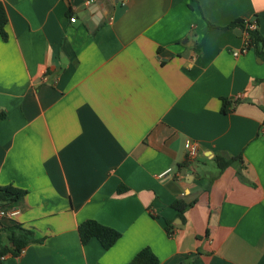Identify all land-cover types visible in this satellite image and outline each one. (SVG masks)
I'll return each instance as SVG.
<instances>
[{
	"label": "crops",
	"instance_id": "1",
	"mask_svg": "<svg viewBox=\"0 0 264 264\" xmlns=\"http://www.w3.org/2000/svg\"><path fill=\"white\" fill-rule=\"evenodd\" d=\"M0 3V186L26 191L0 227L42 240L0 264H129L147 247L159 264H264V58L235 56L247 35L227 28L264 36V0ZM89 219L121 237L83 245Z\"/></svg>",
	"mask_w": 264,
	"mask_h": 264
},
{
	"label": "trees",
	"instance_id": "2",
	"mask_svg": "<svg viewBox=\"0 0 264 264\" xmlns=\"http://www.w3.org/2000/svg\"><path fill=\"white\" fill-rule=\"evenodd\" d=\"M8 15L5 7L0 3V34L3 39L7 38L6 27L8 24ZM251 25L252 23L249 22ZM227 28H239L247 35L246 48L249 50L254 49L258 56L264 58V36L259 32L258 25L255 29L247 27L244 20H237ZM223 112L227 113L231 103L226 99H223ZM5 115L0 114V120ZM220 167L223 169L227 166V162L223 159H218ZM125 191L124 187L119 188V192ZM26 191L14 187L12 185L0 186V203H13L18 201L25 195ZM173 208L177 210L179 216L190 208L181 200H177L173 203ZM0 230H4L8 234V239L12 244L9 247H5L0 251V259L10 254L12 256H19L20 253L30 244L40 243L42 240L35 237V233L29 229L22 227L21 225H13L9 227H0ZM80 239L83 245H86L90 240L96 238L103 248L110 249L121 237V233L108 226L102 225L99 222L89 219L82 222L78 227ZM167 232L170 236H173V230L171 229V223L167 222ZM159 258L153 253L150 248H144L136 254V256L129 262V264H159Z\"/></svg>",
	"mask_w": 264,
	"mask_h": 264
},
{
	"label": "built area",
	"instance_id": "3",
	"mask_svg": "<svg viewBox=\"0 0 264 264\" xmlns=\"http://www.w3.org/2000/svg\"><path fill=\"white\" fill-rule=\"evenodd\" d=\"M75 21H76L75 18H71V22H75ZM245 22L247 24V27L252 28V29L256 28V24L252 23L250 25L249 21H245ZM247 51H248V49L245 46V48L241 52L235 53V56H239L240 54L246 53ZM184 147H185L187 157L191 160H195L199 154V144L196 141L188 140V141H186ZM171 171H172V169H169L164 174H162L161 176L169 174ZM12 214H14V213H12ZM6 215H7V213L4 210L0 209V218L4 217Z\"/></svg>",
	"mask_w": 264,
	"mask_h": 264
},
{
	"label": "water",
	"instance_id": "4",
	"mask_svg": "<svg viewBox=\"0 0 264 264\" xmlns=\"http://www.w3.org/2000/svg\"><path fill=\"white\" fill-rule=\"evenodd\" d=\"M241 32V31H240ZM63 68H65V66H63Z\"/></svg>",
	"mask_w": 264,
	"mask_h": 264
}]
</instances>
